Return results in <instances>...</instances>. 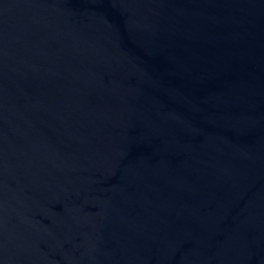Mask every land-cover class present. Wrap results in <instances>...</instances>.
<instances>
[{"label": "water", "instance_id": "1", "mask_svg": "<svg viewBox=\"0 0 264 264\" xmlns=\"http://www.w3.org/2000/svg\"><path fill=\"white\" fill-rule=\"evenodd\" d=\"M0 264H264V0H0Z\"/></svg>", "mask_w": 264, "mask_h": 264}]
</instances>
